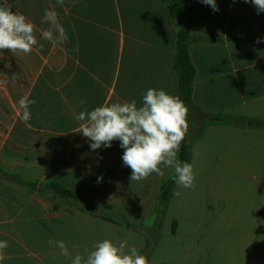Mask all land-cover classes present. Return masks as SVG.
Here are the masks:
<instances>
[{
	"label": "crops",
	"instance_id": "0c3cea01",
	"mask_svg": "<svg viewBox=\"0 0 264 264\" xmlns=\"http://www.w3.org/2000/svg\"><path fill=\"white\" fill-rule=\"evenodd\" d=\"M194 2L193 105L225 122L198 135L197 118L188 119L195 186L175 183L165 203L173 170L130 181L120 141L93 151L73 131L81 111L139 104L149 88L180 96L178 27L166 0H9L36 25L43 48L0 51L3 264H71L104 239L126 240L149 264H264V12L244 0H216L219 11ZM53 5L65 44L40 39ZM24 97L36 101L28 125L18 107ZM50 239L65 241L71 255Z\"/></svg>",
	"mask_w": 264,
	"mask_h": 264
},
{
	"label": "clouds",
	"instance_id": "9594fccd",
	"mask_svg": "<svg viewBox=\"0 0 264 264\" xmlns=\"http://www.w3.org/2000/svg\"><path fill=\"white\" fill-rule=\"evenodd\" d=\"M76 2L72 0L73 4ZM244 2L251 3L257 9V14L264 12V0ZM56 3L63 7L65 0H56ZM201 3L211 6L213 11H219L216 0H201ZM12 9L9 0L0 3V51L27 55L34 49H42L43 44L38 42L36 36V25L24 14ZM42 23L48 27L41 33V40L52 44L69 41V34L60 22L55 5L45 9ZM256 42H262L261 38H257ZM72 51L78 52V48ZM35 103L34 99L27 97L18 102L20 120L26 125L31 119L30 106ZM188 114L189 108L178 95L169 94L164 89L149 88L139 104L133 99L81 111L75 117L80 123L73 132L87 138L93 151L110 148L114 140L120 141V147L124 149L123 164L131 169L130 181L140 182L152 174L164 176L163 166L174 171L173 179L178 186L191 189L196 180L194 165L181 162L177 155L189 131ZM174 195L179 197L181 193L177 191ZM48 244L59 248L62 256L71 255L63 240L50 239ZM7 247L8 242L0 240V264L8 259L5 253ZM84 253L86 255L77 253L71 259V264H149L136 247H128L126 240L118 243L111 239L97 241L91 251L84 249Z\"/></svg>",
	"mask_w": 264,
	"mask_h": 264
},
{
	"label": "trees",
	"instance_id": "16d2710c",
	"mask_svg": "<svg viewBox=\"0 0 264 264\" xmlns=\"http://www.w3.org/2000/svg\"><path fill=\"white\" fill-rule=\"evenodd\" d=\"M168 3L169 13L172 19L176 21L178 32L176 36V62L175 68L179 72V85H180V98L185 102L189 108L188 119L197 118L199 129H197L198 135L202 133V127L207 123L222 124L225 120L222 116H211L200 113L194 108L192 95H193V83L195 79V68L190 60L188 47L189 44L195 40L193 34L192 17L196 11V4L194 0H166ZM260 36L264 37V28L260 30ZM191 156V141L188 138L181 143V151L179 159L181 162L189 163ZM174 174L168 181V183L162 188L161 198L167 203L169 200L172 189L175 184L173 179ZM64 198H72L75 203H83L79 196L72 193L65 192ZM148 262L149 258L144 255Z\"/></svg>",
	"mask_w": 264,
	"mask_h": 264
}]
</instances>
